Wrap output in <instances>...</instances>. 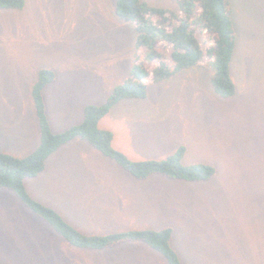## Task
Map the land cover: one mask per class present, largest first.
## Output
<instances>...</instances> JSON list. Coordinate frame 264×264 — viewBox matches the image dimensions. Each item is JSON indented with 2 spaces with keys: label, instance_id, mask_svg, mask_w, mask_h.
I'll list each match as a JSON object with an SVG mask.
<instances>
[{
  "label": "rangeland",
  "instance_id": "rangeland-1",
  "mask_svg": "<svg viewBox=\"0 0 264 264\" xmlns=\"http://www.w3.org/2000/svg\"><path fill=\"white\" fill-rule=\"evenodd\" d=\"M115 1L25 0L22 9H0V151L25 156L39 144L31 92L40 69L56 73L44 89L55 133L80 123L87 104L103 103L129 76L135 31L118 17ZM145 1L178 8L176 0ZM231 1L234 97L216 94L205 60L152 84L144 99L120 101L99 123L113 132L114 147L134 160L165 159L183 145V163L213 165L212 179L153 175L148 180L155 182L145 187L150 197L140 202L146 217L117 221L114 205L125 202L122 213H129L134 196L119 201L98 182L137 178L77 138L61 146L42 173L25 179L30 195L86 234L173 227L172 244L184 264H264V0ZM86 179L99 180L91 197L88 188L74 185ZM61 261L168 264L144 243L75 247L12 191L0 190V264Z\"/></svg>",
  "mask_w": 264,
  "mask_h": 264
},
{
  "label": "trees",
  "instance_id": "trees-1",
  "mask_svg": "<svg viewBox=\"0 0 264 264\" xmlns=\"http://www.w3.org/2000/svg\"><path fill=\"white\" fill-rule=\"evenodd\" d=\"M177 9L159 7L145 0H116L115 11L133 24L134 58L129 76L115 86L101 104H87L83 120L61 132H53L47 114L44 89L56 73L49 68L38 72L32 98L41 136L37 147L25 156L0 151V190H10L36 216L75 247L104 250L124 243H144L160 253L168 264H184L173 247V227L132 229L104 235L86 234L69 223L57 210L28 192L25 179L42 173L48 158L74 139L90 143L137 179L163 175L188 182L208 181L216 168L207 163H183L185 147L167 158L134 160L113 145L114 134L99 123L111 109L125 99H144L149 86L182 70L199 66L205 60L212 70L210 78L222 99L235 96L237 86L231 64L237 45L231 0H176ZM25 0H0V9H22Z\"/></svg>",
  "mask_w": 264,
  "mask_h": 264
},
{
  "label": "crops",
  "instance_id": "crops-1",
  "mask_svg": "<svg viewBox=\"0 0 264 264\" xmlns=\"http://www.w3.org/2000/svg\"><path fill=\"white\" fill-rule=\"evenodd\" d=\"M64 148L65 147L59 148L53 155H51L48 158L47 163L52 161L60 153V151L64 150ZM149 180L151 182H155V181H152L151 179ZM149 180L148 179H133V180L132 179H128V180L107 179L105 181L98 182V183H101L102 186L108 187L109 192H107V189H106L105 195L109 194L110 197L116 198L119 201L121 200L122 196H126V197L134 196L135 203L130 208L129 213H125V214L122 213V211L125 210V204H126L125 202L121 201L118 207H117V204L114 205L116 208L113 209V217L117 218V221H131V220L141 219V218L146 217L145 214L147 212L141 211L140 202H141V197L143 195L149 194L148 196H146L145 201L148 200L150 197V192L148 190L146 192V188H145L147 183H150ZM97 181L99 180L86 179V180H81V181H74L75 183L74 185L84 186L85 188H88V189H85V194L91 197L96 193L93 188ZM141 187H144V190L135 189V188H141ZM126 188H133V190H126ZM147 218H152V217L151 215H148ZM47 263L51 264L52 262L51 263L47 262ZM56 264H65V262L61 261Z\"/></svg>",
  "mask_w": 264,
  "mask_h": 264
}]
</instances>
